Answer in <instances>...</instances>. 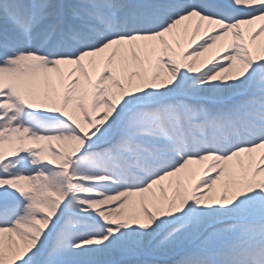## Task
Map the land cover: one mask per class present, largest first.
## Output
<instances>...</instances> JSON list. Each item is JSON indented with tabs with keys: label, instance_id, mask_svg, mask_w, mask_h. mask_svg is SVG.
Here are the masks:
<instances>
[{
	"label": "snow or ice",
	"instance_id": "1",
	"mask_svg": "<svg viewBox=\"0 0 264 264\" xmlns=\"http://www.w3.org/2000/svg\"><path fill=\"white\" fill-rule=\"evenodd\" d=\"M0 264H264V0H0Z\"/></svg>",
	"mask_w": 264,
	"mask_h": 264
}]
</instances>
